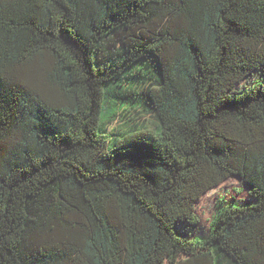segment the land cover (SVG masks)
<instances>
[{"label":"trees","instance_id":"1","mask_svg":"<svg viewBox=\"0 0 264 264\" xmlns=\"http://www.w3.org/2000/svg\"><path fill=\"white\" fill-rule=\"evenodd\" d=\"M262 67L264 0H0V264H264Z\"/></svg>","mask_w":264,"mask_h":264},{"label":"rangeland","instance_id":"2","mask_svg":"<svg viewBox=\"0 0 264 264\" xmlns=\"http://www.w3.org/2000/svg\"><path fill=\"white\" fill-rule=\"evenodd\" d=\"M258 82L264 84V67L258 68L243 78L236 85V90H242ZM134 106L128 105L121 110L120 115L117 117L118 119L110 125V132H115L116 130L124 132L133 124H140L146 128L153 126L155 123L153 116L141 113L140 108L133 109ZM220 198L227 204L236 205H247L252 201L247 194V187L242 183L241 179L237 176H231L201 195L195 203L194 212L198 218L197 224L180 227L179 232L189 238L194 236L205 237L209 231L210 220Z\"/></svg>","mask_w":264,"mask_h":264}]
</instances>
